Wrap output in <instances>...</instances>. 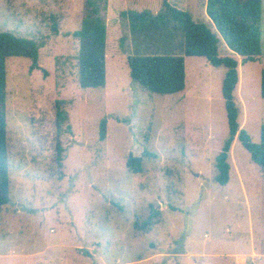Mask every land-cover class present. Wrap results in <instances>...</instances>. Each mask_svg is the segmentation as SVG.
Masks as SVG:
<instances>
[{
	"label": "rangeland",
	"instance_id": "rangeland-1",
	"mask_svg": "<svg viewBox=\"0 0 264 264\" xmlns=\"http://www.w3.org/2000/svg\"><path fill=\"white\" fill-rule=\"evenodd\" d=\"M164 1L108 0L106 86L82 89L74 33L85 0H0V34L43 44L39 68L7 61L11 202L0 208V264H264V173L240 141L228 184L215 180L228 137L226 68L184 57L186 87L174 95L150 93L130 77V55L184 56L183 24ZM169 5L217 33L207 0ZM261 33L255 62L243 64L222 38L218 48L239 63V123L256 144L264 126V0ZM58 101L68 113L60 128ZM131 154L143 158L142 173L127 168Z\"/></svg>",
	"mask_w": 264,
	"mask_h": 264
},
{
	"label": "trees",
	"instance_id": "trees-1",
	"mask_svg": "<svg viewBox=\"0 0 264 264\" xmlns=\"http://www.w3.org/2000/svg\"><path fill=\"white\" fill-rule=\"evenodd\" d=\"M108 0H85V16L80 30L74 33L79 42L78 81L82 89H97L106 86L107 25L102 13L107 10ZM167 11L183 24L184 56L173 55H132L126 58L130 77L145 90L153 94L174 95L186 87V64L184 57H201L213 67H225L222 85L225 102L228 137L216 159V182L226 186L230 180V152L235 140L242 143L250 153L252 161L264 173V126L260 143H254L248 132L239 123L240 109L235 101V90L239 84V63L231 57H220V38L239 57L242 63L255 62L262 55L261 23L262 0H207L206 13L215 26L214 33L206 25L196 23L192 17L180 10H174L169 0L164 1ZM53 32L58 34L57 26ZM220 36V37H218ZM43 44L32 39L19 38L11 33L0 34V208L11 202V166L9 158L7 121V61L10 58H25L32 62V68H39V50ZM262 98L264 99V72L262 78ZM64 101L56 103L58 128L68 120L63 109ZM100 138H106V122L101 123ZM63 148L57 145V162L63 166ZM142 157L132 154L127 160V168L133 173H142ZM160 212V211H159ZM143 226V230H147Z\"/></svg>",
	"mask_w": 264,
	"mask_h": 264
},
{
	"label": "crops",
	"instance_id": "crops-1",
	"mask_svg": "<svg viewBox=\"0 0 264 264\" xmlns=\"http://www.w3.org/2000/svg\"><path fill=\"white\" fill-rule=\"evenodd\" d=\"M107 24V23H106ZM107 26H108V24H107ZM107 51H106V54H107V60H108V58H109V37H108V39H107ZM117 53H120V52H116V54ZM182 54H183V51H182ZM118 56H121V57H123L124 55H122V54H117ZM131 56V55H130ZM125 57V56H124ZM186 61V60H185ZM232 150V149H231ZM78 248V247H77ZM239 263H242V264H244L245 263V261H239Z\"/></svg>",
	"mask_w": 264,
	"mask_h": 264
}]
</instances>
